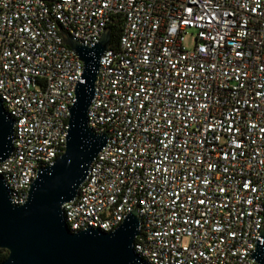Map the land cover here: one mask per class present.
<instances>
[{
	"label": "built area",
	"instance_id": "obj_1",
	"mask_svg": "<svg viewBox=\"0 0 264 264\" xmlns=\"http://www.w3.org/2000/svg\"><path fill=\"white\" fill-rule=\"evenodd\" d=\"M87 125L106 144L62 207L71 233L135 210L144 264H257L264 230V0H0V163L14 205L65 149L83 65L61 31L96 45ZM191 34L193 47L183 46Z\"/></svg>",
	"mask_w": 264,
	"mask_h": 264
},
{
	"label": "water",
	"instance_id": "obj_2",
	"mask_svg": "<svg viewBox=\"0 0 264 264\" xmlns=\"http://www.w3.org/2000/svg\"><path fill=\"white\" fill-rule=\"evenodd\" d=\"M61 35L83 65L82 81L69 108L65 149L52 166L39 170L21 205L12 203L0 176V249L8 253L0 264H144L133 247L139 228L135 210L109 233L97 229L71 233L64 223L63 205L77 196L90 164L108 139V134L97 135L88 127L87 111L111 31L105 28L93 47L79 44L65 32ZM13 125L0 102V163L12 154ZM260 237L251 258L264 264V230Z\"/></svg>",
	"mask_w": 264,
	"mask_h": 264
},
{
	"label": "trees",
	"instance_id": "obj_3",
	"mask_svg": "<svg viewBox=\"0 0 264 264\" xmlns=\"http://www.w3.org/2000/svg\"><path fill=\"white\" fill-rule=\"evenodd\" d=\"M123 22L121 19V16H116L111 24L109 25V29L111 31L110 35V48H116L117 42L120 37L121 31H122ZM7 251L4 249H0V263L3 262L7 257Z\"/></svg>",
	"mask_w": 264,
	"mask_h": 264
},
{
	"label": "rangeland",
	"instance_id": "obj_4",
	"mask_svg": "<svg viewBox=\"0 0 264 264\" xmlns=\"http://www.w3.org/2000/svg\"><path fill=\"white\" fill-rule=\"evenodd\" d=\"M193 44H194V39L191 34H188L187 36L184 37V40H183L184 48L190 49L193 47Z\"/></svg>",
	"mask_w": 264,
	"mask_h": 264
}]
</instances>
